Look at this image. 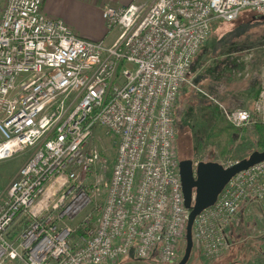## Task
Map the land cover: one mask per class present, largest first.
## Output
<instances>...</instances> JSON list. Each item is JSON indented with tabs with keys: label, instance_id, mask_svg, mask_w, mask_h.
Segmentation results:
<instances>
[{
	"label": "built area",
	"instance_id": "obj_1",
	"mask_svg": "<svg viewBox=\"0 0 264 264\" xmlns=\"http://www.w3.org/2000/svg\"><path fill=\"white\" fill-rule=\"evenodd\" d=\"M43 2L0 0V162L27 155L0 200V264H113L131 249L176 264L188 210L175 102L212 24L245 9L264 15V0L106 5L107 30H119L110 44L78 36ZM224 113L234 128L251 123L247 109ZM100 128L116 144L103 184L93 177ZM250 205L264 219V160L232 176L195 217L205 257L233 244V222Z\"/></svg>",
	"mask_w": 264,
	"mask_h": 264
},
{
	"label": "rangeland",
	"instance_id": "obj_2",
	"mask_svg": "<svg viewBox=\"0 0 264 264\" xmlns=\"http://www.w3.org/2000/svg\"><path fill=\"white\" fill-rule=\"evenodd\" d=\"M143 1L145 0H137V2ZM109 32L115 36L119 30L116 27ZM200 58L204 64L202 69L207 70L200 74L198 71L195 72L198 76L194 80L188 74L187 84L179 91L175 103V154L178 161L191 159L193 163L215 161L222 164L248 157L255 150H264L258 132V128L264 126V15L245 9L232 22H214L209 38L204 42L198 57L193 62L199 61ZM191 69L194 71L195 67ZM257 78L258 83L254 85L258 86V93L254 100L245 104L241 101L242 106L232 103L231 96L234 90L231 88L225 90V86L234 83L238 88ZM205 85L209 88L204 87ZM210 89L212 91L220 89L221 92L211 94ZM234 108H244L251 112L252 118L248 127L237 129L228 122L224 109L228 111ZM99 131L100 136L96 140V145L101 151V159L93 171V177L103 184L110 177L116 144L111 134H106L103 128ZM26 158V154H18L0 162L1 202ZM98 199H102V194ZM77 221L78 219L72 224L76 225ZM263 231L264 219L260 210L250 205L244 207L235 218L231 228V241L235 243L234 246H241L246 242L248 246L245 252L257 253L261 256L264 255V238L261 237ZM184 247L185 240L178 248V261L183 255ZM207 259L210 258L205 257L198 247H193L189 259L191 264H201L199 260ZM4 264H17V262L6 260Z\"/></svg>",
	"mask_w": 264,
	"mask_h": 264
},
{
	"label": "water",
	"instance_id": "obj_3",
	"mask_svg": "<svg viewBox=\"0 0 264 264\" xmlns=\"http://www.w3.org/2000/svg\"><path fill=\"white\" fill-rule=\"evenodd\" d=\"M264 160V150H255L248 157L224 167L215 161H199L191 159L179 161V175L182 184L184 206L188 210L185 226V247L180 260L176 264H188L194 240L192 226L195 217L204 209L213 205L227 182L239 171ZM129 257H134L133 249Z\"/></svg>",
	"mask_w": 264,
	"mask_h": 264
},
{
	"label": "crops",
	"instance_id": "obj_4",
	"mask_svg": "<svg viewBox=\"0 0 264 264\" xmlns=\"http://www.w3.org/2000/svg\"><path fill=\"white\" fill-rule=\"evenodd\" d=\"M145 1L149 3L152 0ZM145 1L137 2V0H44L42 9L48 17L62 20L78 36L90 40H104L107 44H110L116 38L118 33L113 36L112 33L107 30L106 24L101 15L104 6L112 5L122 7L128 5L131 2L144 3ZM201 49L202 46L199 52L201 51ZM198 54L193 58V61L196 60ZM193 61L191 67H195V69L194 71H192L190 67L189 70V75L192 76V80H194V78L198 76V74L196 75L195 72L198 71L200 74L207 70L206 68L202 69L204 66L202 58H200L199 61L195 62L197 64H195ZM234 70H236V68H234ZM189 80L190 82H192L191 79ZM257 81L258 78L257 80H254L253 82L251 81L248 84H243L238 88H236L234 83L225 86V90H228L229 88L234 90L231 96L232 103H235V105L242 106L243 103H241V101L244 102V104L245 102L253 101L258 93V86L256 87V85H254V83H258ZM186 84L187 83L183 84L179 91H181V89ZM206 86L207 85H205L204 87ZM222 87L224 86L222 85ZM210 91L212 92L211 94H215V92H221L220 89H216L215 91H212L210 89ZM236 101H238V103H236Z\"/></svg>",
	"mask_w": 264,
	"mask_h": 264
},
{
	"label": "flooded vegetation",
	"instance_id": "obj_5",
	"mask_svg": "<svg viewBox=\"0 0 264 264\" xmlns=\"http://www.w3.org/2000/svg\"><path fill=\"white\" fill-rule=\"evenodd\" d=\"M234 244L230 245V248L227 252L217 256L215 258H210L205 261L199 260L201 264H264V255L259 256L257 253L245 252V248H247L248 244L245 242L241 246H234ZM241 247V248H238ZM234 250V251H233ZM125 258L127 260H125ZM130 262L138 263L145 262L148 264H160L158 258L156 256L150 257L148 259H140L135 256L130 258L129 256H125L120 258L113 264H131ZM188 264H191L188 262ZM194 264V263H192Z\"/></svg>",
	"mask_w": 264,
	"mask_h": 264
},
{
	"label": "trees",
	"instance_id": "obj_6",
	"mask_svg": "<svg viewBox=\"0 0 264 264\" xmlns=\"http://www.w3.org/2000/svg\"><path fill=\"white\" fill-rule=\"evenodd\" d=\"M258 132H259V134L261 135V139H262V145L264 146V126H260L259 128H258ZM198 247L197 246V244H196V242L194 241V245H193V247Z\"/></svg>",
	"mask_w": 264,
	"mask_h": 264
}]
</instances>
